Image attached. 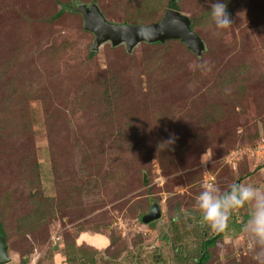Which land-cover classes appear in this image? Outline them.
Segmentation results:
<instances>
[{
	"label": "rangeland",
	"instance_id": "rangeland-1",
	"mask_svg": "<svg viewBox=\"0 0 264 264\" xmlns=\"http://www.w3.org/2000/svg\"><path fill=\"white\" fill-rule=\"evenodd\" d=\"M71 1L0 0V65L13 60L0 108L12 79L30 93L14 99L18 128L0 126L6 264H196L204 252L205 264H257L243 230L249 206L217 231L195 202L204 183L221 193L238 182L264 188V0H222L226 29L211 21L217 0H177L200 22L201 55L172 38L131 53L106 42L92 56L81 13L44 19ZM96 1L115 23L129 2L138 15L164 14L158 4L143 11L152 0ZM114 73L130 104L124 132L107 125L101 96ZM152 204L161 216L145 223Z\"/></svg>",
	"mask_w": 264,
	"mask_h": 264
},
{
	"label": "water",
	"instance_id": "water-1",
	"mask_svg": "<svg viewBox=\"0 0 264 264\" xmlns=\"http://www.w3.org/2000/svg\"><path fill=\"white\" fill-rule=\"evenodd\" d=\"M73 10L83 16L84 28L94 35L92 51H98L106 42L117 46L124 44L131 53L134 48L142 43H155L177 38L198 55L205 50L202 37L191 27L190 16L181 11L168 8L161 18L152 23H115L107 19L100 6L95 3L73 2ZM146 180V175L144 174ZM161 216L158 205H153L149 213L143 216L145 223H150ZM11 261L8 253L6 237L0 234V264Z\"/></svg>",
	"mask_w": 264,
	"mask_h": 264
},
{
	"label": "trees",
	"instance_id": "trees-1",
	"mask_svg": "<svg viewBox=\"0 0 264 264\" xmlns=\"http://www.w3.org/2000/svg\"><path fill=\"white\" fill-rule=\"evenodd\" d=\"M74 1H78V0H72L69 4H64V7L60 8L57 12L47 17H44V19L52 22L58 19L65 11H73ZM152 1H153V5H151L150 1H147L142 5L144 6L143 11H147L148 9L151 8V6L155 7L157 6V4L159 8L164 9V11L168 8H174V9L179 10L177 0H167L164 3V5H161L162 4L161 2H164L165 0H152ZM93 2L97 3L96 0H93ZM130 5H131V2H129L125 8L126 15L122 23H152V22L159 20V19H156V16L154 14L149 15V13L147 12H145L146 14L138 15L137 13L139 11V8L136 11L132 12ZM190 18H191V27L198 33V31L196 30V27L200 26V22L195 17H190ZM150 45H162V43L155 42V43H151ZM93 54H94V51L89 52L90 56H92ZM11 64H13V60L9 59L0 65V79H2L5 76V73L7 72ZM12 80L13 81L11 83V86L7 88L8 90L5 89L6 94L3 100L4 103L2 107L0 108V118H1L0 126H3L2 129L9 128L10 132L18 128L16 124L10 121V120H17V117L12 114L13 109H14L13 106L16 104L14 102V99L16 98V96H20V98L22 99L30 98V93H28L27 90L18 81H16L15 79H12ZM119 81H120V76H118L116 73L105 78L104 79L105 88L103 90V94L101 93V96L104 97L106 107H107V110H106V119L108 122L107 125L110 128L115 127L116 129H119V130L122 128L121 132H124V131H127V129L131 126V124L129 123L130 113L128 112L130 104L126 103V99L123 100L124 95L122 91L120 90L122 85L119 84ZM18 88H20L21 90V95H18L19 93L17 91ZM17 105H18V102H17ZM127 125L129 126L126 127ZM135 130H136L135 128H132L131 134H132V131L134 132ZM39 166L41 167L40 164H38V167ZM45 204H46V207H48L47 212L53 213L55 210V207L49 202V200H48V203H45ZM152 207H153V204H152ZM151 223L154 224L155 221ZM170 225H171L170 229H172V231L177 230L178 219H176L175 217H172ZM0 234L5 236L4 231L2 229V222H0ZM217 236L219 237L220 234L209 237L208 239L203 241L202 245L205 251L208 246L213 245L215 243ZM208 258H209L208 252H204V254H202V256L199 257L196 264H205Z\"/></svg>",
	"mask_w": 264,
	"mask_h": 264
},
{
	"label": "clouds",
	"instance_id": "clouds-1",
	"mask_svg": "<svg viewBox=\"0 0 264 264\" xmlns=\"http://www.w3.org/2000/svg\"><path fill=\"white\" fill-rule=\"evenodd\" d=\"M210 16L217 29L233 25L227 5L222 0L211 3ZM245 205L249 206L250 211L243 230L254 245L253 259L257 264H264V188L238 182L229 185L228 190L221 193L215 185L204 183L195 202L202 222L217 231L222 229L232 211Z\"/></svg>",
	"mask_w": 264,
	"mask_h": 264
},
{
	"label": "built area",
	"instance_id": "built-area-1",
	"mask_svg": "<svg viewBox=\"0 0 264 264\" xmlns=\"http://www.w3.org/2000/svg\"><path fill=\"white\" fill-rule=\"evenodd\" d=\"M60 237H56L54 240H58L59 241Z\"/></svg>",
	"mask_w": 264,
	"mask_h": 264
},
{
	"label": "bare ground",
	"instance_id": "bare-ground-1",
	"mask_svg": "<svg viewBox=\"0 0 264 264\" xmlns=\"http://www.w3.org/2000/svg\"><path fill=\"white\" fill-rule=\"evenodd\" d=\"M1 222V221H0Z\"/></svg>",
	"mask_w": 264,
	"mask_h": 264
}]
</instances>
